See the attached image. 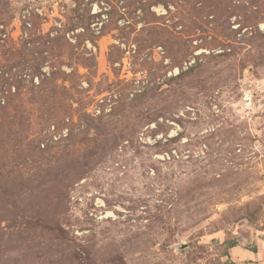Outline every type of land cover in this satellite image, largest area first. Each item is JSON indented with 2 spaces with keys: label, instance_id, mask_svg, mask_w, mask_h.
Returning a JSON list of instances; mask_svg holds the SVG:
<instances>
[{
  "label": "rangeland",
  "instance_id": "obj_1",
  "mask_svg": "<svg viewBox=\"0 0 264 264\" xmlns=\"http://www.w3.org/2000/svg\"><path fill=\"white\" fill-rule=\"evenodd\" d=\"M0 264H264V0H0Z\"/></svg>",
  "mask_w": 264,
  "mask_h": 264
},
{
  "label": "built area",
  "instance_id": "obj_2",
  "mask_svg": "<svg viewBox=\"0 0 264 264\" xmlns=\"http://www.w3.org/2000/svg\"><path fill=\"white\" fill-rule=\"evenodd\" d=\"M165 155H166L167 157H169L167 153H166ZM163 159H165L164 156H163ZM100 202H101V200H100L99 198H97V200H96V204L98 205V204H100ZM98 206H102V205H98Z\"/></svg>",
  "mask_w": 264,
  "mask_h": 264
},
{
  "label": "trees",
  "instance_id": "obj_3",
  "mask_svg": "<svg viewBox=\"0 0 264 264\" xmlns=\"http://www.w3.org/2000/svg\"><path fill=\"white\" fill-rule=\"evenodd\" d=\"M179 136H180V135H178V136L174 139V141L178 140V139H179Z\"/></svg>",
  "mask_w": 264,
  "mask_h": 264
}]
</instances>
